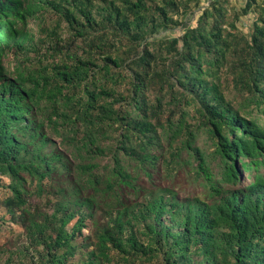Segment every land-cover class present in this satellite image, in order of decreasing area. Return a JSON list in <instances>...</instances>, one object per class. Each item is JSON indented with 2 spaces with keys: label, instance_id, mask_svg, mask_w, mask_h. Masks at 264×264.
<instances>
[{
  "label": "trees",
  "instance_id": "obj_1",
  "mask_svg": "<svg viewBox=\"0 0 264 264\" xmlns=\"http://www.w3.org/2000/svg\"><path fill=\"white\" fill-rule=\"evenodd\" d=\"M202 4L0 0V262L264 264V0Z\"/></svg>",
  "mask_w": 264,
  "mask_h": 264
},
{
  "label": "rangeland",
  "instance_id": "obj_2",
  "mask_svg": "<svg viewBox=\"0 0 264 264\" xmlns=\"http://www.w3.org/2000/svg\"><path fill=\"white\" fill-rule=\"evenodd\" d=\"M245 1L246 0H228L227 8L229 9L230 18H232L234 12H238L239 10L242 9V7L245 5ZM196 16L197 15H194V12H193V13H190V15L189 14L186 15L185 19L183 18V20L190 26H194ZM252 19H253L252 15L241 17L240 27L244 31H247V28L249 24L252 22ZM29 27L36 30L37 24L36 25L30 24ZM181 28L182 27L180 25V26H176L173 29V32L162 31L159 33V36H163L164 38H169V36H171L172 34L179 36L183 32ZM63 35L65 38H67L68 32L65 31ZM26 55L28 56V53L27 54L26 53H11L8 58V65L10 66V68H14L20 65L22 61L25 60ZM30 56H34V53H30ZM205 139H206L205 137H200L198 144L200 146L205 147L204 146ZM177 180H179L181 184L179 185V187H177V189L180 191L182 196H187L190 193H196V188L194 186L189 185L187 181V176L184 174V172L181 173V175L179 176ZM4 183L6 184L9 183V180L5 179ZM158 183L165 185V186L172 185V183L167 182L165 180L159 181ZM7 196H9L8 190L0 187V247L6 246L7 248L14 249L15 247H21L22 244H24L25 236L23 235V229L12 221L10 214L7 212V210L5 209L2 203ZM38 202H39V199L37 198H33L31 200L32 204H37ZM68 228H71V225ZM89 232H90V229H86L85 235L89 234ZM3 261L4 259H2L0 264H4Z\"/></svg>",
  "mask_w": 264,
  "mask_h": 264
},
{
  "label": "built area",
  "instance_id": "obj_3",
  "mask_svg": "<svg viewBox=\"0 0 264 264\" xmlns=\"http://www.w3.org/2000/svg\"><path fill=\"white\" fill-rule=\"evenodd\" d=\"M212 1H214V0H206V1L203 0L202 7H203V8H206L207 6L210 5V3H211Z\"/></svg>",
  "mask_w": 264,
  "mask_h": 264
}]
</instances>
